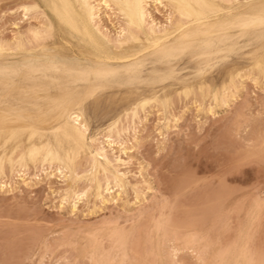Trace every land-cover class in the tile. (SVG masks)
<instances>
[{"label": "bare ground", "instance_id": "obj_1", "mask_svg": "<svg viewBox=\"0 0 264 264\" xmlns=\"http://www.w3.org/2000/svg\"><path fill=\"white\" fill-rule=\"evenodd\" d=\"M37 1H40L41 6L35 5L39 11L33 13L41 16L44 23L42 25L37 23L35 26L28 24L23 32L15 31L11 38L0 39V46H3V51H0V158L4 169L0 173V183L4 185V188L0 189L1 194H12L20 185L27 189L29 185L39 184L41 180L39 175H32V178H29L27 174L30 169L28 166L32 165L35 169L39 167L37 169L41 175L43 174L44 180L53 177L63 184L61 202L64 204L70 201L72 209L73 205L76 207L79 201L89 196L99 204H104L107 200L116 202L120 200V195L124 194L127 187L134 189L127 180L126 170L132 160V143L140 142H138L139 127L146 121L145 114H148V110L144 109L150 100L137 99L138 97L135 96L137 100L124 104L125 107L122 106L118 111L114 110L116 113L112 115V121L106 128L104 127V130L94 133H90L85 119L87 103L113 89H130L133 84L158 85V92L162 93V96H157L156 91L151 101L158 104L159 108H166L169 105L170 97L165 91L178 85L179 87L174 91L176 95L209 96L207 98L213 104L217 100L223 101L227 99L228 89L218 91L219 89L211 88V91L204 79L213 70L214 64L227 60L228 55L241 48L239 47L241 41L246 43L242 47L253 45L251 66L255 69L256 76H260V79L258 77L257 79L264 78L261 67L264 53L261 51L258 30L253 33L252 30L241 28L236 23L237 16L249 11L244 6L257 3L258 0H159V4L157 0H94L95 4L92 0ZM103 3H108L110 7L103 8ZM84 4L88 7H82ZM204 4L213 5L214 9L198 7ZM64 5L71 6L67 11L71 13L72 26L61 24L57 19V12L65 11ZM128 5L143 7L140 9L127 7ZM172 5L190 7L178 9L171 7ZM159 9L165 12L163 22L157 21L153 15ZM106 12L109 15L117 13L116 17L120 16L122 20L120 23L118 21L117 26L115 25L116 27L111 31L107 29L106 24L102 26L101 23L102 18L109 17L108 14L102 15ZM115 15L113 14L112 18L114 16L116 20ZM111 19L109 22L112 21ZM193 33H198L195 37L198 44L189 47L191 45L189 37ZM214 58L219 61L212 64ZM189 62L196 64L195 70L189 75L177 78L179 72L185 70L182 67L177 72V68ZM97 66L102 71L117 73L118 78L111 83L101 84L95 75L81 78L76 74L84 69L94 72ZM93 90V95L81 108L77 109L75 105L69 103L70 95ZM166 109L164 110L167 111ZM207 110L211 116L215 109L207 108ZM6 114L10 118L8 134L22 130L17 139L20 151L16 154L15 160H20L21 156L24 160L22 164H15L14 161V166L8 163V158L13 156L12 149L16 144H11L7 153L3 150L4 140L7 139L4 135ZM31 118L37 123L30 122ZM46 123L52 124L48 128L36 127ZM127 134L130 137H126ZM161 140L159 142L163 143ZM128 141H132L130 148L126 146L127 143L130 144ZM29 153L32 155L30 156ZM81 156L85 161L86 170L79 171L78 160ZM58 161L64 163L60 164ZM57 168L63 170L58 172ZM122 169L125 171H121ZM81 181L85 184L78 187L77 184ZM183 187L182 191L185 190ZM178 189L180 190L181 187ZM160 200L157 203L153 201V205L148 208H142L143 203L138 202L135 213H130L127 227L119 226L118 222H111L94 228L91 231L88 247L86 251L84 250L87 262L90 264V261L95 259L102 261L103 264H122L125 260L138 264H157L158 261L163 260L166 264H172V254L175 253L174 258L182 261L179 255L183 252H189L198 263L207 260L210 264H216L217 261L237 264L238 260L245 259L244 248L235 251L233 240H229L228 243L226 241V246L224 244L218 247L216 244L220 239L216 241L211 235V245L215 247V251L209 254L207 251L209 245L198 238L201 231L207 233L208 230V234L212 231L209 229L204 231L198 226L202 224L203 219H200L202 216L192 217V213L183 219L172 212L173 207L169 202ZM218 200L214 204L220 203L219 209L221 206L224 210L225 204H221V199ZM257 205L254 210L257 209ZM230 206L226 207V213L233 211V207ZM209 212L213 218L216 217L213 212L215 215L220 212L216 217L218 221L222 217L218 209L213 212L211 209ZM222 213L224 214V211ZM228 215L230 217V213ZM224 218L221 224L226 228L225 230H229L230 219L227 220L225 216ZM178 222L187 230L176 232L175 226ZM165 225L168 226L167 231Z\"/></svg>", "mask_w": 264, "mask_h": 264}, {"label": "rangeland", "instance_id": "obj_2", "mask_svg": "<svg viewBox=\"0 0 264 264\" xmlns=\"http://www.w3.org/2000/svg\"><path fill=\"white\" fill-rule=\"evenodd\" d=\"M95 1L92 0L93 4ZM39 2L36 0L34 2L33 0H0V39L11 38L15 31L23 32L28 24L35 26L38 23V25H42L44 19L38 14L34 15L37 12H29L27 14L28 19H25V13L20 10L24 5L41 6ZM105 14L106 16L109 15L108 12L102 15ZM113 14H116L115 17L118 16L115 12ZM110 15L102 18L103 22L106 23L102 21L101 23L102 26L106 24L107 29L111 31L117 26V22L120 23L122 20L119 16L116 17V21L114 16L112 18ZM153 15L157 21H164V10L159 9ZM109 19L112 21L109 22ZM243 45L246 43L241 41L239 43L241 48L228 55L227 60L214 64L213 70L204 79L211 91L212 89H219L218 91L228 89L229 91H226L228 100H217L213 104L210 99L208 100L207 97L209 96L196 95L197 97H194L189 95L187 98L183 95H176L174 91L179 87L178 85L165 91V94L170 97L169 105L166 107L168 109L159 108L158 104L151 101L156 91L157 96H162V93L158 92V85L141 84L137 86L133 84L130 89H113L111 92L101 94L87 103L85 105V119L90 133H94L104 130L112 121V115L122 106L125 107L124 104L141 98L150 100L148 107L146 106L144 109L148 110V114H145L146 121L139 127L138 142H140L139 144L132 143V160L129 162V168L126 166L127 180L132 183L129 182L130 185L134 186V189L127 187L124 194L120 195V200L116 202L115 200L112 202L107 200L104 204H99L98 201L89 196L83 201H79L73 210L70 201L64 204L61 202L63 184L53 177L44 180L43 174L41 175L38 171L39 167L35 169L29 165L30 169L27 172L29 178H32V175H39L41 179L39 184L36 186L29 185L27 189L20 185L12 194L0 193V259L5 258V241L9 242V247L12 249L9 258L23 259L28 253L30 243L36 238H41L48 240L50 246L58 251L57 260H71L75 264L76 260L79 259L81 264H89L84 252L88 247L91 231L94 228L111 222H118L119 226L127 227L129 216L135 213L138 202L143 203L142 208H148L153 203L160 202V199L169 202L171 207L172 203L175 202L177 204L176 211L172 208V212L178 217L184 219L192 213V217L199 218L202 216L200 218L203 219L202 224L200 222L201 225L198 226L202 230H212L210 231L211 237L216 241L220 239L216 244L218 247L224 244L226 246L229 240H233L235 251L241 250L245 245H250L253 250H258L261 243L264 242V207L261 206L262 201H264V168L260 164L261 137L264 136V91L260 87V76H256V71L251 66L253 45L242 47ZM216 61L219 59L214 58L211 63ZM182 67L185 70L179 72L177 78L191 74L195 70L196 64L193 62L183 64L177 68V72ZM212 76L216 77L215 80ZM218 77L222 78L219 79ZM135 96L138 98H134ZM117 107L119 108L117 109ZM207 108L215 109L211 116ZM164 113L165 115H163ZM30 122L37 123L34 118H31ZM51 124L46 123L36 127L48 128ZM126 137L130 136L127 134ZM159 140L163 143H160ZM128 142L130 144L127 143L126 146L130 148L132 141ZM245 155L252 157L251 161L235 173L229 172L224 177L222 185L221 176L229 162L237 156L246 158ZM78 163L79 171L86 170L82 156ZM82 166L83 168H81ZM179 183L180 186H178ZM84 184L81 181L77 185L82 187ZM178 187L181 189L179 190ZM182 187L185 189L184 191H182ZM176 193L181 195L178 200ZM218 199H221V204H225L223 205L225 206L224 210L221 209V206L219 209L220 203L214 204ZM227 203L232 205V212H225L227 211L226 207L230 206ZM255 203L260 205L256 204L257 209L254 210ZM210 207L212 212L216 209L221 211L222 217L219 221L216 217L220 212H216V215L213 212L216 216L213 218V215L208 213L211 210ZM214 208L216 209L213 210ZM234 208H236V212ZM185 209L191 211L185 212ZM229 213L230 217H228ZM224 216L228 218L227 220L230 219L228 221L229 230H225L226 228L221 224V221L223 223L225 220ZM244 230L245 232H243ZM206 232L209 233L208 230ZM240 237L245 240H241ZM179 257L189 264H199L194 261L189 252H183Z\"/></svg>", "mask_w": 264, "mask_h": 264}, {"label": "snow or ice", "instance_id": "obj_3", "mask_svg": "<svg viewBox=\"0 0 264 264\" xmlns=\"http://www.w3.org/2000/svg\"><path fill=\"white\" fill-rule=\"evenodd\" d=\"M157 4H159V0H157ZM103 8L107 9L110 7L108 3H103ZM118 7L120 5H117ZM161 7H164V5H160ZM56 7V6H53ZM65 11L64 12H57V19L60 21L61 24H69L72 26V19H71V13L67 11V9L71 6L64 5L63 6ZM82 7L87 8L88 5L84 4ZM95 7V6H93ZM127 7H136L142 9V5H128ZM171 7H176L178 9H184L189 8V5H172ZM198 7L203 9H214L213 5H199ZM246 9H248V13L242 14L237 16L236 23L239 27L244 29L252 30L253 33H256L258 30V39L259 43L261 45V51L264 53V0H258L257 3L253 4H247L244 6ZM25 13V19H28V13L29 12H38L39 9H37L34 5H24L21 9ZM183 15V13H181ZM142 19V17H141ZM169 23H171V17H169ZM46 35V33H45ZM198 33H193L189 39L191 40V45L189 47H195L198 44V41L196 40V36ZM183 50V49H182ZM0 51H3V46H0ZM262 71H264V57H262ZM79 77H87L91 75H95L97 77V81L101 84H107L111 83L114 79L118 78L117 73H111L100 70V67L97 66L96 71H91L89 69H84L82 71H79L76 73ZM260 87L261 90L264 91V80L260 81ZM93 91L83 92V93H77L75 95H70L69 97V103L75 105L77 109L81 108L86 101L90 99V97L93 95ZM78 119V118H74ZM10 118L6 114L5 120H4V135L7 137V139L4 140V148L3 150L5 153H7L8 148L11 146V144H16V147L12 149L13 156L8 158V163L10 165H13V162L15 161V164H22L24 157L21 156L20 160H15L16 154L20 151V146L17 142V139L19 137V133L22 130L14 131L11 133V135L7 132V127L9 124ZM79 132V128L77 129ZM31 156L32 153H29ZM252 157L247 158H240L239 156L233 158L228 166L223 170V174L221 176V184L224 183V177L227 176L229 172L235 173L239 168L243 167L246 163H249L251 161ZM58 163L63 164V161H58ZM260 164L261 167L264 168V136L261 137V149H260ZM14 166V165H13ZM63 169L57 168L56 171H62ZM4 171L3 165H2V158H0V173ZM18 175L21 176V178H24L22 174ZM4 188V185L0 183V189ZM179 199V193H177V200ZM262 207H264V201H262ZM172 207L175 209L177 207V204L175 202L172 203ZM73 209L75 210V205H73ZM185 212H190L191 210L185 209ZM165 231H167V225L164 226ZM186 227L182 223H177L175 226L176 232H184L186 231ZM198 238L205 244L209 245L207 248L208 253L215 251V247L211 245V237L210 234L205 233L201 231L198 235ZM12 251V249L9 247V242L5 241L4 245V259H0V264H73L71 260H57L56 256L59 255L58 251L50 246V243L46 239L36 238L34 241L30 243L29 250L27 255L23 259H15V258H9V254ZM14 255V253H13ZM172 264H189L187 261H180L178 259H175V253L172 254ZM195 255V253H194ZM244 255L245 259L243 261H237V264H264V242L261 243L258 250H253L250 245H245L244 247ZM75 264H81V261L79 259L76 260ZM90 264H103L102 261H98L95 259H92L90 261ZM122 264H138V262H129L127 260L123 261ZM157 264H166L165 261L161 260L158 261ZM199 264H210L207 260H202L199 262ZM216 264H227L225 261H217Z\"/></svg>", "mask_w": 264, "mask_h": 264}]
</instances>
